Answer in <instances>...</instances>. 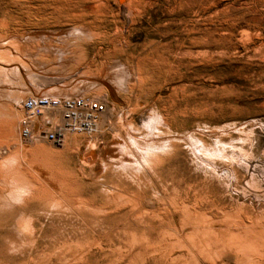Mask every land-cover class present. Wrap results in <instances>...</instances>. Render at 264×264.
Instances as JSON below:
<instances>
[{
    "label": "rangeland",
    "instance_id": "rangeland-1",
    "mask_svg": "<svg viewBox=\"0 0 264 264\" xmlns=\"http://www.w3.org/2000/svg\"><path fill=\"white\" fill-rule=\"evenodd\" d=\"M164 1L160 8L144 18L141 26L134 29L132 49L128 55L135 51L137 57L152 42L167 45V42L154 37L151 22L167 24L171 20L168 10L175 1L183 3L179 11L182 17L177 19L180 20L178 31L182 37L186 38L185 22L204 24L206 10H209L212 35L210 58L203 50L196 51L192 58L193 65L187 72L188 79L182 82L176 80L178 88L190 86L186 92H179L175 100L186 111L178 118L172 116L174 137H169V140L177 143L179 151L164 163L162 157L154 169L145 164L151 157L159 156L158 147L163 145V125H157L155 121L163 116L164 108L171 106L168 98L172 92L168 91V87L164 92L158 90L161 81L157 76L152 77L154 81H160L158 88L148 86L138 99L119 94L113 88L110 96L98 97L95 93L81 95L94 100L100 98L98 100L107 106V112L102 116L97 132L68 135L65 148L56 147L39 135L25 142L20 137V128L17 143L23 147L13 154L22 158L24 149H45L47 154L44 160H49H40L41 165L46 163V168L54 170L69 185L65 191H50L52 195L46 196V199L43 195L26 206L16 207L19 213L38 221L37 249L32 253L35 264H186L188 252L181 247H189L187 239L190 232L180 237L167 235L165 238L159 233L163 220H182L181 205L178 207L181 202H187L189 206L195 204L199 210H208L219 222L227 211L232 219L239 217L233 219L234 222L246 225L251 222L250 226L254 223L252 227H257L258 231L264 230L261 229L264 226V0ZM92 5V0H0V21L5 22L11 31L28 30L29 33L36 29L68 27L75 23L105 28L106 25L96 21L91 12L87 11L84 16L80 13ZM74 14L81 15L76 19L72 17ZM109 29L114 32V28ZM173 40L175 37L170 39ZM92 56L90 52V60ZM40 60L52 64V68L58 72L54 75L46 70L23 72L25 79L21 81L22 85L24 81L33 92L37 87L47 91L59 88L60 91L69 90L77 94L75 87L85 85L87 79L81 77L87 73L89 64H71L64 69L65 63L56 58L42 57ZM124 61H127V56ZM105 85L110 87L109 83ZM206 91L209 92L208 96ZM20 95L19 125L24 117V101L43 96L36 91ZM5 144L12 145L13 142H4L3 147ZM202 145L212 152L210 157L190 151ZM26 160L29 162L30 158ZM125 160L135 164L132 162L121 166ZM5 163L6 160H0L4 167ZM13 185L11 182L0 184L5 198L11 199ZM71 185L73 188H70ZM87 201L89 203L86 204ZM101 207L106 215L94 217L91 209ZM138 222L150 224L153 231L149 244L134 247L131 245L133 230L124 233L120 227L137 228ZM256 223L261 227L258 228ZM221 225L222 228L226 226ZM176 227L181 226L177 223ZM2 229L1 264L27 263V258L25 260L21 254L7 253L5 242L14 234ZM178 240L181 247H172L175 242L179 243ZM176 247H180V250ZM231 248L225 250L227 255L223 259L202 258L200 262L227 264L225 259L232 257L231 264H235L241 256ZM261 252L264 253V247L257 250L255 261L248 264H264Z\"/></svg>",
    "mask_w": 264,
    "mask_h": 264
},
{
    "label": "bare ground",
    "instance_id": "bare-ground-1",
    "mask_svg": "<svg viewBox=\"0 0 264 264\" xmlns=\"http://www.w3.org/2000/svg\"><path fill=\"white\" fill-rule=\"evenodd\" d=\"M92 2L94 5L90 6L84 13H80L84 16L87 11L91 12L93 16L96 17L94 18L96 21L99 20L106 25L105 28H95L75 23L68 27L36 29L32 30V33H29L30 31L28 30L11 31L6 27L7 25L5 22L0 21V160H6L5 167L0 164V184L6 182L14 184V189L10 192L11 199L5 198V195H2V192L0 191V228L14 234L12 238L5 242L7 253L21 254L25 260L27 258V263L25 264L36 263V259L32 258V253L37 249V235L39 234L37 227L38 221L33 217L27 218L25 214L19 213L18 210H16V207L19 205L26 206L31 200L39 198L40 196L43 197V195L46 199V196L51 194L49 193L50 191H65V187L67 188L69 185H67L68 183L66 180L54 173V170L52 171V169L46 168L44 166L46 163L42 161L44 165H41L40 160H44V157H46L47 154L45 149L38 148L33 151H27V149L23 148L24 154L22 158L13 154L15 151L17 153V150L20 152L19 150L23 147L17 143L19 140V130L21 128V125H19L18 113V108L21 104L20 94H31L36 91L43 95V97L57 98L54 96H81L84 93H95L98 97H101L102 95L110 96L112 93L111 88H113L119 94H128L129 96H134L138 99L148 86L154 88L157 86L158 88L157 84L161 81L158 90L164 92L168 87L170 88L168 91H171L172 95L168 98L169 101H171V106L164 108L163 116L157 120L155 119V124L160 126L163 125V145L158 147L160 151L159 156L157 157L156 155L151 158L148 156L150 159L145 163L148 167L154 169L161 162L162 157L164 163L166 159L175 155L179 151L177 143L169 140V137H174L172 134L173 119L178 118V116L183 114L186 110L183 111V109L176 104L175 100L179 92H186L190 86L178 88L177 85L179 83L176 80L179 79L180 82H182V80L187 78V72L193 65L192 58L196 51L203 50L208 59L211 56L210 37L212 35L210 31L209 10H206L203 25H200V22H185V38L182 37L178 31L180 20H177L182 17L179 14V11L183 3L182 1H175V3L170 5L171 7L168 10V17L171 18V20L168 21L167 24H161V22H156V24L155 21L151 22V25L154 26V37H158L163 43L167 42V45H165L166 43L162 45L161 42H152L149 47L142 48V53L136 57L135 51L132 55H128L132 49V32L138 25H142V21L145 17L150 15V12L162 6V0H92ZM164 2L167 3L166 0ZM76 10L77 9H75V11ZM80 15L74 14L72 17L77 19ZM109 28H114V32ZM55 30L59 31L53 32ZM173 37H175V40L170 41ZM90 52L93 55L91 60ZM123 56H125L124 59L127 56V61L122 59ZM42 57H51L63 61L65 63L64 69L71 64H79L82 62L89 64L87 67V73H83V77H81L87 79L85 85L75 87L77 94L74 92H68L69 90L66 92L63 90L60 91L59 88H52L47 91L46 89L41 90L35 87L33 92L31 88L26 86L24 81L22 85L21 81L25 79L23 72L29 73L30 70H46L52 75L58 72L57 69L52 68V64H47L41 61L40 59ZM99 60H101L102 63H99ZM152 76H157V79L160 81H154L155 79ZM18 81L19 83H17ZM106 83H109L110 87L105 85ZM77 86H79V84ZM205 94L208 96L209 92L206 91ZM98 99L100 98H97V101L101 102V100ZM198 109L200 110V108ZM205 109H208V103L205 104ZM60 111L61 110L47 111L45 115L47 117L46 120H51L50 118L52 117L53 121H51L60 127L62 124ZM102 116L99 118L98 126L100 120H102ZM46 120L43 121L44 124ZM20 131V137L25 142H30L36 137L35 134L31 139L26 140L22 136V128ZM37 135L41 137L39 133H37ZM68 135L78 134L65 133L61 138V143L49 141L43 136L42 137L46 142L56 147L65 148L67 147L65 141ZM8 141L13 142V144H5L6 146L3 147V143ZM124 149L127 152L129 151V149ZM190 151L206 157H210V153H212L204 145L200 146V148H192ZM26 158H30V161L28 162ZM48 160L49 159L46 161ZM132 162L133 161H122L121 166L130 165ZM8 163L10 165H8ZM15 165L18 167L15 168ZM35 173H37V176ZM70 188H73L72 185ZM82 201L84 200L82 199ZM87 203L89 202L87 201L86 204ZM188 204L189 203L187 202H181V204L178 203V207L181 205V212H183L182 220L178 222L176 220H170L168 222L163 220V225L160 227L161 232H159L163 235V238L167 235H170L171 237L177 235L180 237L181 235H184L185 232H190L189 239H187V242L189 241V247H185L184 245L181 247V242H179V240V243L175 242V244H170L172 247L180 245L181 248H186L185 250L188 252V256L183 257L187 258L186 264H207L200 262V259L202 258H208V260H211L210 258L212 257H219L223 259L224 255H227L225 254V250L228 247L234 248L241 256L239 257V260L235 258L237 260L235 264H248L255 259L257 250L264 247V226L261 228L263 231H258L256 229L257 227H252L254 223L250 226L251 222L248 223L249 225H246L245 223H237L236 221L234 222L233 219L237 218V216H233L234 218L232 219L227 211L222 214L223 219L219 222L210 215L208 210H199L196 207L197 205L194 204V206H189ZM88 206L90 207V205ZM67 210L69 211V209ZM81 212L84 211L81 210ZM91 213L95 215L94 217H98V215H106L105 209L102 207L96 209L92 208ZM8 214L11 215L9 218L6 217ZM255 221L257 220H254V222ZM176 222L181 227H176ZM257 223L255 224L256 226H258ZM84 224L86 225V223ZM221 224H226V226L222 228ZM149 225L150 224H146L145 222H138L137 228L120 227V229L123 232L133 230L134 233L132 235L131 245L134 247H141L142 245L149 244V236L153 231ZM261 225H259L258 228H260ZM180 247H176V249H179ZM196 251H200V253L196 254ZM227 252L230 253L228 250ZM27 253L28 255H26ZM262 255H264V253ZM225 261L227 264H231L233 258L227 257ZM117 264H120V262ZM130 264L136 263L134 262Z\"/></svg>",
    "mask_w": 264,
    "mask_h": 264
},
{
    "label": "built area",
    "instance_id": "built-area-1",
    "mask_svg": "<svg viewBox=\"0 0 264 264\" xmlns=\"http://www.w3.org/2000/svg\"><path fill=\"white\" fill-rule=\"evenodd\" d=\"M22 109L24 118L21 121V128L24 139L29 140L39 133L49 141L61 143L65 133L91 135L97 132L99 118L106 113L107 106L86 96L70 98L35 96L26 99ZM53 110H61L60 127L52 122V117L50 118L52 121L46 120L47 111Z\"/></svg>",
    "mask_w": 264,
    "mask_h": 264
}]
</instances>
